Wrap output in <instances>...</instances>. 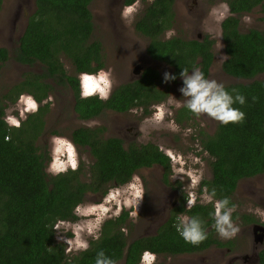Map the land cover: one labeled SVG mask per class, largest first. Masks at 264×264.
Wrapping results in <instances>:
<instances>
[{
	"label": "trees",
	"instance_id": "obj_1",
	"mask_svg": "<svg viewBox=\"0 0 264 264\" xmlns=\"http://www.w3.org/2000/svg\"><path fill=\"white\" fill-rule=\"evenodd\" d=\"M90 1L35 0L36 9L13 52L12 57L21 63L40 62L44 74L28 71L23 74V81L0 93V264H94L99 249L113 257L117 264H138L139 254L145 248L170 256L202 252L213 244L220 247L230 244L214 236L211 228L208 229V238L198 246L186 244L177 236L175 224L181 214L198 215L206 227L210 223L208 213L212 205L198 202L187 208L185 194L153 234L130 237L133 223L128 222L129 212L124 209L118 217L103 221L100 239L89 240L87 251L68 254L64 244L54 238L52 225L55 220L74 221L77 217L72 209L87 193H101L103 196L109 183L123 184L138 169L153 165L163 169L161 182L169 185L168 177L172 171L167 155L152 143L125 147L119 138H94L92 133L99 132L102 127L79 126L71 130L70 137L80 147L88 145L93 162L87 171L80 164L75 171L52 175L45 169L49 157L46 149L36 144L43 129L42 112L47 109V104L30 113L19 128L11 127L3 119L4 108L14 103L21 92H29L38 81L43 87L47 85L42 80L44 76L67 78L76 90L78 79L65 73L60 56L71 61L74 73L95 72L103 65L102 44L92 36L94 25L88 6ZM131 2L125 0V4ZM226 2L233 12L250 11L259 5V11L264 14L262 0ZM1 3L2 0L0 6ZM171 4L172 0H152L134 22V29L147 39V55L172 68L171 74L178 76L181 68L198 66L195 58L200 56L203 58L201 71L206 75L211 62L210 39L162 38V32L173 21ZM236 23L233 16L222 22L227 56L221 69L230 76L251 79L246 83L224 84L226 90L235 89L245 96L244 105H233L244 112V120L223 126L218 122L212 134L200 132L198 136L201 150L210 159L211 175L201 179L198 192H202L205 186L209 189L215 187L217 198L227 196L230 201L238 181L264 174V78L257 77L264 73V24L260 29L238 31ZM8 58L6 49L0 47V68ZM163 82L158 71L147 66L137 78L114 88L106 101L96 96L76 98L74 110L80 118H86L99 114L104 107L123 111L132 105L145 106L164 98L169 85L163 86ZM44 94L34 96L40 100ZM4 99L8 101L5 104ZM183 114L189 116L190 113L185 110ZM6 136L9 139L6 140ZM258 264H264V243L258 251Z\"/></svg>",
	"mask_w": 264,
	"mask_h": 264
},
{
	"label": "rangeland",
	"instance_id": "obj_2",
	"mask_svg": "<svg viewBox=\"0 0 264 264\" xmlns=\"http://www.w3.org/2000/svg\"><path fill=\"white\" fill-rule=\"evenodd\" d=\"M151 0H140L139 10L135 13L131 23H128L126 20L121 18L120 12H116L108 15L106 10H109V3L107 0H92L89 5V9L93 15V32L92 36L97 38L102 43L103 49V62L104 69L110 70L112 76L117 77V82L122 79V71L125 68L126 64L123 58H128L130 54L127 52L125 46L133 47L138 49L140 52L144 47V42L141 38L137 37L133 33V24L135 19L142 11L145 5H147ZM222 0H176L174 5V12H177L181 15L187 13V10L191 11V21L195 27L194 34L200 32H207L213 36L215 52L213 66L211 69L212 78H218V63L220 60H223L224 55L221 52L220 45L222 46L219 24H217L212 16L209 14L210 10L213 8H218ZM35 0H2L0 6V45L2 46H13L15 43L16 37L19 34L20 30L24 27L27 22V18L31 16L35 10ZM141 14V13H140ZM12 15V16H10ZM259 10H255L250 14H244L240 17V28L241 31H246L250 28L260 29L263 26V21L259 19ZM120 16V19L118 18ZM244 17H249L248 20H245ZM114 18H117L114 20ZM187 16L179 17L178 14L175 15V19L171 23V26L168 27L162 32V37H166V32L169 29L174 30V35L183 36L186 35V31L182 24L187 20ZM219 48V49H218ZM62 57V62L67 70V72L72 73V63L65 56ZM218 64V65H217ZM140 66L142 64H139ZM167 71V68L162 69V74ZM17 72V68L11 63L7 62L0 70V88L3 89L8 86L10 80L13 78ZM258 78H264V73H261L257 76ZM133 78V77H132ZM130 79V78H129ZM225 83L229 82L230 79H217V81H223ZM234 81L233 79H231ZM172 97L174 99H172ZM51 101L54 102L53 108L55 109L57 101L56 97L52 96ZM177 100L179 96L175 95L173 92L161 103L157 105H164L166 109L170 110L171 115H168L167 112L164 115L163 121L159 124H154L150 120L146 121V118L152 117L154 112H151L150 115H144L140 121V130L138 131V140L143 142L145 140L152 141L157 146H163L164 148L172 149L171 160V173L168 177L169 185L163 187L164 185L161 182L160 178V169L149 168V169H139L134 173L139 176L142 171L145 179L140 178L143 186V194L140 200V203L137 205V214L131 215L135 212V209H125L128 210L129 214V223H133L132 232L130 237L140 236L143 234L152 233L157 227V224L162 223L164 220H167L169 217V211L174 207L170 208L167 211V204H172L171 193L172 189L175 187L187 197V193L192 190L190 183V173L193 171L199 172L202 175V178L210 177V166H209V157L205 151L201 150L198 136L200 132L211 133L215 128V120L208 119L207 116L192 115L190 118L176 114L174 109L176 108ZM22 104H17V102L10 104L4 108L5 115H13L19 119V112L17 109L22 108ZM53 109V110H54ZM179 108L176 110L178 111ZM49 111L46 115L49 117V121L55 119L54 112ZM174 111V112H173ZM28 114V113H27ZM26 114V115H27ZM125 117L135 118L136 113L124 115ZM66 119H69L67 114ZM111 118V120H109ZM112 118L115 116L103 115L101 120L98 119L94 122H88V127L98 126L107 122L106 132L104 131V136H109L108 133H111L115 130L112 125ZM171 122V123H170ZM83 123L74 121H69L63 127L59 128L60 133H51L43 134L39 136L36 141L37 145H40L42 148H45L47 154L51 148L50 138L54 135L56 136H65L70 139L71 127L84 126ZM217 124V123H216ZM176 126V130L173 131L172 127ZM57 128V127H56ZM54 128V129H56ZM186 129H191L190 132ZM125 132V130H124ZM129 134L128 132H125ZM110 135H115V131ZM142 139V141H141ZM77 151V161H81V164L84 166V171H87L89 168V162L91 161V156L89 152L83 148L76 149ZM177 154L182 156L183 159L179 160ZM195 158H198L196 160ZM176 161V163H174ZM49 159L47 162V166ZM46 166V171H47ZM183 167L184 171L182 174H177V169ZM48 172V171H47ZM87 175V173H86ZM85 175V176H86ZM175 176V177H174ZM201 178V179H202ZM178 181V184H177ZM201 181V180H200ZM238 186L233 194V202L237 205L236 211L232 214L233 222L239 227V231L236 235L230 239H222L215 231L211 230L212 234L216 236L220 241H230V249L226 245L221 246H211L207 250L194 254H179V255H160L156 256L157 259L155 264H229L227 261L228 257L231 255H236L235 260H232L230 264H257V259L255 257L256 251L259 248V245L256 242V236L252 234V224H247L251 221L252 218H256L258 222L264 221V174H259L246 179H241L238 182ZM121 185V184H120ZM109 186V185H108ZM111 185L107 188L113 187ZM116 186V185H115ZM169 189H168V188ZM199 185L195 189L198 194ZM203 190V188H202ZM93 197L90 201L89 199ZM103 196H93L87 195L86 201L82 204L88 203H100L104 199ZM161 200V204H153L149 211H141L142 206L150 205L151 203ZM203 203V202H199ZM247 213L250 215L248 216ZM143 214L142 219L140 215ZM244 216L247 217L244 218ZM76 218L74 221H76ZM106 220V219H105ZM70 221V220H68ZM72 221V220H71ZM210 227H208L209 229ZM126 230V228H125ZM63 233V234H60ZM66 235L71 237L72 232L70 230L65 231L63 228L56 229L54 232V238L58 241H61L64 244V248L68 247L67 244L63 242L62 239H58V236ZM82 238L86 239L87 242L92 239L90 235L82 233ZM129 237V238H130ZM76 252H68V254H73ZM220 254L223 256L221 257ZM224 260V261H223ZM119 264V263H118Z\"/></svg>",
	"mask_w": 264,
	"mask_h": 264
},
{
	"label": "clouds",
	"instance_id": "obj_3",
	"mask_svg": "<svg viewBox=\"0 0 264 264\" xmlns=\"http://www.w3.org/2000/svg\"><path fill=\"white\" fill-rule=\"evenodd\" d=\"M139 6L140 0H132L131 3L125 4L120 12L121 18L131 23L135 13L139 10ZM209 14L219 24L230 14V9L225 0H222L219 7L211 9ZM244 19L248 20L249 17H244ZM172 35H174V30L169 29L166 32V37H171ZM178 75L181 80L178 91L181 97L185 98L182 106L189 113L195 116H207L219 122L221 126L243 122L244 112L238 107H233L234 104H245V96L243 94L235 89L226 90L222 83L217 82L215 79L206 78L204 72L198 67H192L191 70L181 68ZM176 78V74H169L167 71L163 73V81L165 82ZM77 79L81 98L95 95L99 100L108 99L113 84L110 70L99 68L95 72L82 71L78 73ZM172 99L174 98L172 97ZM17 104L23 105L22 108L17 109L19 119L10 114L4 117L5 123L15 128H19L21 121L27 119V113H35L40 106L32 95L25 93L19 94ZM175 106L181 107V104L177 102ZM153 107L155 112L152 117L146 118V121L150 120L154 124H159L163 121L166 112L171 115L170 110L166 109L162 104L154 105ZM172 130L175 131L176 126L173 125ZM186 131L190 132L191 129H186ZM5 139H9V137L6 136ZM50 145L47 171L52 175L65 173L68 170L75 171L78 161L76 146L73 142L65 136L54 135L50 138ZM158 150L164 152L165 155L172 156L173 150L170 148L158 145ZM177 158L179 160L183 159L179 154H177ZM195 159L198 160V158ZM183 171V167L177 169L175 176L182 174ZM201 178L202 175L199 172L193 171L190 173L192 190L187 193L185 207L191 208L198 202L210 203L212 205V210L208 213L210 223L206 227L205 221L198 215L181 214L175 224L177 236L184 243L192 246H198L208 238V227L214 230L217 236L222 239H230L239 231V227L234 224L232 218L237 205L232 203L229 197L221 196L217 198L216 188L209 189L205 186L198 198L195 189L200 184ZM142 194L141 179L133 174L123 184L109 188L102 202L75 204L72 212L78 218L76 221L56 219L52 225L54 230L63 228L65 231L70 230L72 232L71 237L66 235L58 236V239H62L68 245L65 252L87 251L89 244L86 239L82 238L81 234L86 233L94 240L100 239V229L103 221L118 217L122 210L135 209V212L131 213V215H136L137 205L140 203ZM160 255L162 254H156L145 248L139 254L138 264H155L156 256ZM94 264H117V262L113 257L106 255L103 249H99L95 253Z\"/></svg>",
	"mask_w": 264,
	"mask_h": 264
},
{
	"label": "flooded vegetation",
	"instance_id": "obj_4",
	"mask_svg": "<svg viewBox=\"0 0 264 264\" xmlns=\"http://www.w3.org/2000/svg\"><path fill=\"white\" fill-rule=\"evenodd\" d=\"M195 1H199V0H195ZM262 1L264 2V0H262ZM107 2L109 3V8H110L109 10H106V13H108V15H110L111 12L112 13L116 12V14H118L119 10L122 9V7L125 5V0H107ZM175 2H176V0H172V4H171V11H172V14H173V19H175V15H177V14H178L179 17L184 16V15L188 17L187 20L184 22V24H182L184 29H185V31H186V35L183 34V36H180V37L185 38V39H197L199 41H203L204 37H207L208 39L211 40V42L209 44V51L211 52V62L209 64V66H208V69H207L205 77L209 78V79H214V78H212V72H211V69H212V66H213V61H214V55L216 54L214 40L212 39L213 36L208 34L207 32H200V33L198 32V33L194 34L195 27L193 25V22L191 21L192 18H190L191 17L190 9H188L187 13L184 14V15H181V14H179L177 12H174ZM225 2H226V0H225ZM89 5H90V3H89ZM34 6H35L34 9H36V3L34 4ZM228 6H229V4H228ZM145 7H146V5L144 6V8ZM144 8L140 12L141 14H142ZM229 9H230V6H229ZM259 9H260V6L256 5L250 11H239V12L230 11V14L227 17H229V16L235 17L237 19L236 29L238 31H241V28H240V17L242 15H244V14H248V13L250 14L251 12H254L255 10H259ZM140 13L137 16V18L135 19V21L137 19H139V16L141 15ZM259 14H260L259 15V19L261 21H263V23H264V20H263V15L264 14L261 13L260 11H259ZM91 15H92V13H91ZM10 16H12V15H10ZM29 18H27V22L25 23L24 27L22 28V30H20L19 34L17 35L15 43L13 44V46L12 45L11 46H2V45H0V47H3V48L6 49L7 55L9 57L4 62V64L1 66V68L7 62L11 63L13 66H15L17 68V72H16V74L14 76H12L13 78L10 80L8 86H6L3 89L0 88V93L1 94L7 92L11 88V86H13L14 84L23 81L24 80L23 74H28V71H32V72L40 74V75L44 74V70H42V64L40 62L32 63L30 65L28 63H21V62L15 60L12 57L13 56V52L15 51V49H16V47L18 45V41H19L20 37L22 36V34L24 33V30H25L26 26L28 25V19ZM118 18L120 19V16H118ZM116 19L117 18H114V20H116ZM92 20H93V15H92ZM222 22L219 23L220 38H221V42H222V46L220 45L219 47L221 48V52L224 55V58H223V60H220V62L218 63L219 65L217 64L218 65V68H217L218 69V71H217L218 78H216L215 80L224 79V78L230 79L229 82H227V83H225L224 80L221 81L220 83H222L223 85L224 84H228V83H234V84L235 83H246V82L250 81L251 79L248 80V79H244V78L233 77V76H230L227 73L223 72L222 69H221V64L224 61V59L226 58V56H227L225 54V51H224V41L222 39ZM131 25L133 26V33L137 37H139V38H141L143 40L144 47L142 48V51L140 52L138 49H134L133 47L125 46L127 52L130 54V56L128 58H123V60L126 63L129 62V64L125 65V68L122 71V76L123 77H122V79L119 82H117V77H115V79H114V77L111 74L112 80H113L111 92L119 84L125 83L127 81H131V80L137 78L140 75V72L142 71V69L144 67H147V66H150L153 69H156L158 71L159 75L162 78H163V74L161 72L162 69L167 68V72L169 74H171V72H172V68L171 69L168 68L167 65L164 62H162L160 60H157V59H152V58H150L147 55V53H146V45H147V42H148L147 39L142 34L138 33L134 29V23L131 24ZM173 26L174 25H172L171 27H173ZM172 36H179V35H172ZM162 38H164V37H162ZM60 59H61V62H62V57L61 56H60ZM202 59L203 58L200 57V56H196V58H195V63L199 62V65L196 66V67H198L200 70L202 68V64H201ZM139 64H142V65L140 66ZM62 65H63V62H62ZM92 65H94V63H92ZM1 68H0V70H1ZM63 68L65 70V73H67L68 75H75L77 77L78 73H80V72L74 73V68L72 69V73L71 72H67V70L65 69L64 65H63ZM100 68H104V62H103V65ZM45 70H47V69H45ZM189 70H191V68ZM176 77L177 78L175 80L168 81V82L164 81L165 83L163 82V86H164V84H167V85H169V87L167 88L166 93L164 95V98L162 100L148 102L147 104H145V106H144V104L132 105L131 107H129L128 109L123 110V111H116V110H112L111 108L104 107V108H102L103 110L99 114L92 115V116L86 117V118H80L78 116V113L74 110V106H75V103H76V98H79V97L81 98V96L79 94V85H77L76 90H74V88L72 87L70 82L67 80V78L52 79L50 76H44L42 78V80L45 83H47V85L45 87H43L42 83L40 81H38L33 87L29 88L30 89L29 92L27 90H25L24 92H21V93L32 95L37 100V102L39 103L40 106H42L44 104H47V106H46L47 109H45L42 112L43 129H42V132H41V134L39 136H42L45 133H47V134L60 133L59 128L63 127L69 121H71L73 123H74V121L79 122L80 124L83 123L84 127H88L87 126L88 124H86V123L91 122L93 120H94V122L97 121L98 119L101 120V117L106 114L108 116H115L116 117V118H112L113 119L112 120V125L115 128V130H114L115 131V135H110L112 132H114V131H112L111 133H108L109 136H104V131L106 132V128H107V122H104L102 124H98V126H93V127L90 126V128H95V127H102L103 128L99 132H95L96 135H95V133H92L93 137L94 138L102 137L104 139L109 138V137L119 138L121 140V144L126 147V146H128L130 144H137V145L145 144V143L154 144V142H152V141L145 140L144 143H143V142H140V140L137 139L138 138V131L140 130V121L144 117L145 114L146 115H150L151 112H155V108L153 106L163 102L171 94V92H173L175 95L179 96V99L181 100V101L177 100L181 104V107H176L174 109L175 113L179 114L181 116L187 117V118H190L193 115L191 113L189 114V116L183 114V113H185V110H186L182 106L183 100L185 98L181 97V94L178 91V88L181 85V80L179 78V75L176 76ZM231 79H233L234 81H232ZM217 82H219V81H217ZM163 86H162V88H163ZM45 89H47V90H45ZM44 92H45V94L41 97L40 100H38L34 96V94L42 95ZM111 92H110V94H111ZM52 96L56 97V99H57V101H55V102H57L55 109L53 108L54 102H52L51 99H49ZM93 96H95V95H93ZM109 97H110V95H109ZM109 97H108V99H109ZM4 100H5V102H3V104L8 102L6 99H4ZM102 101H106V100H102ZM15 102H17V98L15 99ZM10 104H13V103H9L8 105H10ZM177 108L181 109L183 113L179 109L177 111L176 110ZM52 110H53V112H54L56 117H55V119L53 121H49V117H47L46 114L49 111H52ZM128 113L129 114L136 113V117L135 118H129L128 116L125 117L124 115L125 114L128 115ZM29 114L30 113H28L27 116ZM67 114L69 115V119L65 118ZM3 119H4V116H3ZM208 119H210V118H208ZM109 120H111V118H109ZM216 123L218 124V122H215L214 128L216 126ZM77 127H79V125H77L76 127H71V130L74 129V128H77ZM54 128H56V129H54ZM124 130H125V132H128L129 134L125 133ZM213 132H214V130L211 133H209V134H212ZM39 136H38V138H39ZM70 140L72 141L71 137H70ZM141 141H142V139H141ZM73 144L76 146V149L83 148V149H85V150H87L89 152V154L91 156V161L89 162V165H90L93 162V155L91 154L88 145H85V147H80L79 145L75 144L74 142H73ZM154 145H156V144H154ZM167 157H168V161L171 164V160H170L168 155H167ZM48 159H49V157H48ZM48 159L46 160L45 165H47ZM80 164H81V161L78 160V166ZM155 167L159 168L160 172L163 171V169L159 165H153L152 167H149V168H155ZM149 168H143V169H149ZM137 171H140V170L138 169ZM139 174H140L139 175L140 178H142V179L144 178L145 179L143 171L141 173H139ZM259 174H262V173L255 174L253 176H257ZM253 176H251V177H253ZM160 178H161V174H160ZM238 184L239 183H237L235 189L233 190V192L230 195L232 203H234L233 202V194H234ZM108 185L109 186H111V185L115 186L116 184H115V182H111ZM162 186L166 187L167 185H162ZM172 190H175V191H173V193H171L172 204L171 203L169 205L167 204V211H169L170 208H172L173 206L178 205L180 199L183 196L182 195L183 193L181 192V190L177 189L176 187H175V189H172ZM263 191H264V188H263ZM87 195H93L94 197L95 196H98V197L102 196L101 193H93V194L87 193L85 195L84 199L82 200V202L86 201ZM92 198L93 197H91L89 199V201ZM153 204L159 205V204H161V200L158 199L156 202L151 203L150 205L142 206L141 211H145V210L149 211L150 208L153 206ZM184 204H185V202H184ZM247 215L250 216L248 213H247ZM142 217H143V214L140 215L141 219H142ZM247 224H252V234L253 235L260 234L264 230V221H261V222L259 221L258 222V220L256 218L255 219L252 218L251 221L249 223H247ZM158 225L159 224H157V226ZM256 226H258L259 229L255 228ZM155 230L152 233H150V234L155 233ZM145 235H147V234H145ZM230 241H229V243H230ZM256 242L259 245V248L257 249L256 254H255V257L257 259V264H258V251L263 247L264 231H263L262 242H258V241H256ZM213 246L217 247V245H215V244H213ZM222 246H224V245H222ZM226 246L228 247V249L231 250L229 244L226 245ZM218 247L220 248V246H218ZM197 253H199V252H197ZM184 254H194V253H184ZM170 256H172V255H170ZM220 256L223 257L221 254H220ZM234 256H236V255H231L230 257H228L227 261L229 262V264H230V262L232 260L236 259V257H234Z\"/></svg>",
	"mask_w": 264,
	"mask_h": 264
},
{
	"label": "water",
	"instance_id": "obj_5",
	"mask_svg": "<svg viewBox=\"0 0 264 264\" xmlns=\"http://www.w3.org/2000/svg\"><path fill=\"white\" fill-rule=\"evenodd\" d=\"M255 228H258L259 229V227L258 226H256ZM264 231V230H263ZM263 231L260 233V234H255V236H256V241H258V242H262V238H263Z\"/></svg>",
	"mask_w": 264,
	"mask_h": 264
}]
</instances>
